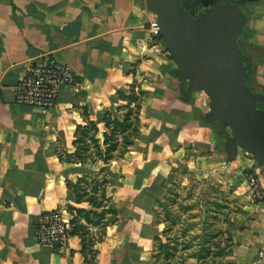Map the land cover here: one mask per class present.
Wrapping results in <instances>:
<instances>
[{
	"label": "crops",
	"instance_id": "0c3cea01",
	"mask_svg": "<svg viewBox=\"0 0 264 264\" xmlns=\"http://www.w3.org/2000/svg\"><path fill=\"white\" fill-rule=\"evenodd\" d=\"M245 15L240 47L264 96V0H250ZM156 19L146 0H0V264H88L79 236L54 249L38 243L34 226L41 213L58 206L91 207L77 203L68 182L93 176L104 163L74 155L78 126L93 121L102 141L105 111L122 118L123 96L132 87L143 91L140 135L110 162L118 219L96 242L90 264H141L148 253L155 263L153 238L163 227L155 223L153 206L167 193L170 168L189 149L196 154L188 162L198 170L208 169L214 157L229 161L226 138L205 118L203 91L186 97V84L173 74L175 62L154 33ZM45 52L77 78L50 110L19 103L15 88L24 64ZM124 201L130 202L127 214ZM261 238L237 250L233 244L230 262L264 264Z\"/></svg>",
	"mask_w": 264,
	"mask_h": 264
},
{
	"label": "water",
	"instance_id": "95a60500",
	"mask_svg": "<svg viewBox=\"0 0 264 264\" xmlns=\"http://www.w3.org/2000/svg\"><path fill=\"white\" fill-rule=\"evenodd\" d=\"M176 69L173 74L186 84L185 96L204 91L210 99L208 123L227 125L232 135L225 140L228 160L240 148L264 165V96L248 86V56L239 48L238 37L246 15L234 4H222L194 17L182 0H146Z\"/></svg>",
	"mask_w": 264,
	"mask_h": 264
},
{
	"label": "trees",
	"instance_id": "16d2710c",
	"mask_svg": "<svg viewBox=\"0 0 264 264\" xmlns=\"http://www.w3.org/2000/svg\"><path fill=\"white\" fill-rule=\"evenodd\" d=\"M241 34L238 37V45L242 50L239 41ZM246 64L250 70L248 86L254 93L260 94L261 92L255 90V75L251 63L247 61ZM142 93L143 91L140 89L132 87L130 93L123 96L125 103L120 108L124 109L125 113L122 118L115 117L109 110L105 111L104 124L106 130L103 132L102 141L96 136L99 128L93 121H88L85 126H78L81 133L74 140L76 146L74 155L82 162L97 163L102 161L104 163L95 171L93 176H83L74 182H68V185L76 193L77 203L86 202L91 206L90 208L68 206V210L73 215L71 218L73 224L71 232L81 238L82 252L88 264L92 263L98 252L95 248L96 242L104 238L107 227L116 224L118 219V208L112 199L109 187L112 174L109 165L116 155L122 157L128 147L132 145L133 140L140 135L139 118L143 101ZM257 104L259 108L264 109L262 101H258ZM212 126L216 129L217 124ZM163 185L167 187V193L163 199L155 201L153 211L159 221L162 220V216L166 218L167 222L169 221L175 226L181 221L182 226H180L179 233H177L181 237V241L180 245L173 243L175 237L170 234L173 227L164 226L161 233L156 234L153 238L152 256L155 258V264H182L189 257L196 258L197 264H210L208 263V257L213 253L210 244L218 238V232L210 231L209 227H202L199 233L195 232L190 235L199 241L198 247L191 251L188 242H185L184 239L195 228L194 223H188L186 228L183 227L182 214L174 209L172 210V205L177 204L178 209L183 211L192 209L193 205L183 206L176 199L177 195H172V189L166 183ZM171 212L176 215H172ZM158 220H155L156 225L160 223ZM95 228L96 232L94 231ZM231 242L232 235L230 234L225 245L218 247L219 249L215 254L221 255V257L224 256V251L229 250ZM178 256L180 261H175ZM220 264L232 263L221 261Z\"/></svg>",
	"mask_w": 264,
	"mask_h": 264
},
{
	"label": "rangeland",
	"instance_id": "374dc122",
	"mask_svg": "<svg viewBox=\"0 0 264 264\" xmlns=\"http://www.w3.org/2000/svg\"><path fill=\"white\" fill-rule=\"evenodd\" d=\"M255 90L261 92L256 85ZM202 93L206 97V110L209 111L210 99L204 91ZM262 102L264 103V100ZM216 129L223 138L232 135L230 128L225 124H217ZM239 153L240 156L233 161H226L224 156L214 157L208 169L198 170L192 161L188 162L194 159L196 152L186 150L181 155V159L170 168L165 181L172 189V195H177L176 199L179 203L183 206L193 205L192 209L185 211L179 210L177 204L172 205V210L183 215V227L186 228L188 223H194L195 232L197 228L202 227H209L210 231L218 232V238L210 244L213 251L208 257L210 264L230 262L236 255L235 250L241 247L237 245H246L250 242L261 244V237H264V165L258 164L253 155L242 148ZM181 197L185 199L180 200ZM121 204L126 207L123 211L127 214L130 202L124 201ZM159 209L162 210L160 207ZM171 213L176 215L174 212ZM153 215L155 217V214ZM161 219L159 221L156 217L161 227L166 225L173 227L170 231L175 237L173 243L180 245L181 237L177 233L182 226L181 221L175 226L167 222L164 216ZM192 231L184 240L188 242L191 251H194L199 241L190 236L194 234ZM230 234L231 247L228 251H224V256H218L215 254L218 247L225 245ZM233 244L235 250L232 248ZM150 255L151 253H148L146 258L141 260V264H145L143 262L155 264ZM175 261H180L179 256ZM182 264H195V262L186 259Z\"/></svg>",
	"mask_w": 264,
	"mask_h": 264
},
{
	"label": "built area",
	"instance_id": "2783aa9c",
	"mask_svg": "<svg viewBox=\"0 0 264 264\" xmlns=\"http://www.w3.org/2000/svg\"><path fill=\"white\" fill-rule=\"evenodd\" d=\"M154 33L160 35L157 23ZM23 75L17 81L16 97L22 104L44 110L56 107L63 87L77 84L72 69L53 54L42 53L38 58L24 64ZM73 215L62 206L41 213L34 226L38 243L54 249L62 247L64 242L73 236L71 230Z\"/></svg>",
	"mask_w": 264,
	"mask_h": 264
},
{
	"label": "flooded vegetation",
	"instance_id": "af4514ba",
	"mask_svg": "<svg viewBox=\"0 0 264 264\" xmlns=\"http://www.w3.org/2000/svg\"><path fill=\"white\" fill-rule=\"evenodd\" d=\"M250 0H182V5L194 17H199L212 7L222 4H234L245 13L246 5Z\"/></svg>",
	"mask_w": 264,
	"mask_h": 264
}]
</instances>
